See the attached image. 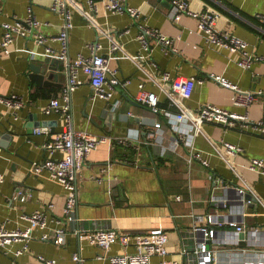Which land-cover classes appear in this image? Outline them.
Here are the masks:
<instances>
[{
	"label": "crops",
	"instance_id": "crops-1",
	"mask_svg": "<svg viewBox=\"0 0 264 264\" xmlns=\"http://www.w3.org/2000/svg\"><path fill=\"white\" fill-rule=\"evenodd\" d=\"M53 1L0 0V38L4 34L2 22L25 18L31 7L41 21L40 31L49 37L47 45L58 52L61 42L51 37L60 32L64 15L53 9ZM122 1L138 10L137 17L105 9L104 0H67L66 4L73 23L68 33V57L89 55L93 43H100L98 53H107L115 40L121 46L112 51L109 68L119 78L128 79L110 99L93 97L89 76L78 70L81 82L71 92L73 124L110 137L78 165L74 208L78 223L131 232L161 227L167 236L166 253L152 255L150 264H215L201 262L195 252L198 234L191 232L195 215L212 211L209 198L215 194L227 198L228 208L232 209L219 208V216L230 212L232 216L234 212L238 217L236 187L243 182L250 183L256 196L264 201V175L242 167V179L227 162L235 161L237 166L252 158L264 160V132L243 125L242 120H236L234 126L202 121L198 130L183 121L173 125L164 110L172 114L178 111V105L168 95L171 93L179 105L193 111L209 102L247 114L252 121L264 119V58L242 66L240 52L207 41L191 13L216 11L217 29L245 40L250 54L264 57V0H187L188 11L183 12L175 10L173 0ZM140 24L168 35L169 48L163 49L157 38L150 36L151 48L145 50L137 37ZM47 56L55 57L31 35H18L7 52L0 50V95L15 93L23 100L18 109L0 102V172L5 174V180L0 182V227H23L29 221L21 217L22 213L47 208L50 201L55 204V212L61 213L64 204L67 192L50 171H33L35 164L63 155L43 147L52 132L65 128L63 115L45 112L44 108L52 97L62 95L69 76L67 62L63 60L52 69L47 65L45 77L51 73L54 82L50 85L39 86L30 76L31 66L44 65ZM164 72L169 73L170 80L163 79ZM215 76L252 91V102L235 103L236 91ZM191 77L195 80L189 91L173 88L174 79L187 81ZM140 83L157 93L162 111L154 113L136 100ZM155 122H160L159 128ZM41 127L47 132L35 131ZM188 128L190 132H185ZM184 136H188L187 141ZM224 141L238 146V153H228ZM192 151H199L201 159L191 157ZM18 189L28 193L24 200L12 198ZM245 208L249 212L247 224L264 225L261 202L255 200ZM200 224L207 223L203 220ZM39 234L36 230L29 248L19 255L15 250L22 242L0 245V264H46L39 255L54 258L56 264H81L73 259L74 253H80L82 264H108L110 255L125 250L115 242L104 253L101 247L80 240L73 232H68L60 244L41 240ZM234 234L217 229L211 246L236 251L244 244L232 243ZM127 250L133 251V245Z\"/></svg>",
	"mask_w": 264,
	"mask_h": 264
},
{
	"label": "built area",
	"instance_id": "built-area-1",
	"mask_svg": "<svg viewBox=\"0 0 264 264\" xmlns=\"http://www.w3.org/2000/svg\"><path fill=\"white\" fill-rule=\"evenodd\" d=\"M91 2V0H89ZM173 7L177 12L188 11L187 0H173ZM67 0H54L52 3L53 9L64 15V22L60 32L55 38L61 42V49L56 52L51 46L47 45L48 36L44 35L39 27L41 21L32 12L31 7H28L27 16L23 19L16 18L12 21L2 22L4 28L3 37L0 38V50L7 52L10 44L18 35H31L33 40L44 45L45 51L58 59L65 60L68 65V80L63 88L60 97H52L48 105L44 108L45 112L56 111L64 116L65 128L60 131L52 132L43 143V147L51 152L61 151L63 155L60 157L48 158L41 163L35 164L34 172H39L43 168H47L51 175L57 179L65 188L66 194L61 213H56L54 202L50 201L47 208L36 209L30 213H22L21 217L29 221L28 225L23 227L6 228L4 224L0 227V245H9L15 241L22 242V245L15 250V254L19 255L25 252L28 248V242L35 237V231L39 230V238L41 240H52L55 243H63L68 232H73L78 235L80 240H86L89 243L98 245L104 250V253L109 249L112 243L123 245L125 250L121 253L110 255L108 264H150L152 255L165 254L167 236L161 227H152L142 232L120 231L114 228L102 227H85L79 225V218L76 216L74 208L77 203V190L75 178L77 176L78 165L84 160L85 156L100 143L110 140L105 134H95L83 128H76L73 124L71 114V92L81 80L77 73L82 69L88 76L93 89V97L98 96L105 99H110L114 91L119 86L127 84L128 79H121L116 76L115 71L109 68V60L112 56V51L120 48V44L112 40L110 49L107 53H98L101 47L100 43L90 45L91 53L84 55L79 53L74 58L68 57V33L73 26L70 12L67 9ZM104 7L113 12L126 11L137 17L138 10L126 5L122 0H104ZM197 18V29L205 35V39L212 43L222 44L231 50L239 51L241 57L239 63L248 67L254 59L264 57L253 56L247 50L245 40L231 35L227 31L217 29L214 25L218 13L214 10L207 9L200 13L191 12ZM155 37L161 43L163 49H168L171 39L168 35L161 33L158 29L140 24V33L138 39L142 47L147 50L151 48L149 37ZM110 74V75H109ZM164 80H170L168 72L163 73ZM223 85L232 88L235 92L233 101L235 103L250 104L254 98L252 91H244L237 85L215 76ZM173 80V79H172ZM195 80L194 77L187 81L182 79H174L172 81L173 88L178 91H189L191 83ZM169 97L178 105L176 113H170L169 110H164L165 114L172 119V124L177 122H185L194 129L198 130L202 121L220 123L223 126H234L236 120H242L243 125L259 129L264 132L263 117L257 121H252L247 117V114H239L229 111L228 109L215 105L213 103L202 104L196 111L183 107L177 103L174 96L170 93ZM136 100L149 107V109L157 113L162 107L159 105V97L154 91L148 90L140 83L136 92ZM0 102L18 109L22 106V98L13 93L10 95H0ZM117 103L114 104L116 107ZM155 127H160V122H155ZM190 128V127H189ZM189 128L185 132H190ZM35 131L47 132L46 128H36ZM186 134V133H185ZM183 137V136H182ZM181 137V138H182ZM188 140V136H184ZM190 143V142H189ZM225 149L228 153H238L240 148L233 143L224 141ZM191 157L201 159L199 151H192ZM206 162L205 160H202ZM232 166L236 175L243 179L241 168H249L259 174L264 175V160L252 158L241 165H235V161H228ZM5 180V174L0 172V182ZM239 194V214L235 217L234 212L228 216H219V208H228L229 200L227 198H219L212 194L209 198L210 204L213 205L212 211L206 215H195V223L192 225L191 232L198 234V241L195 252L201 262H214L215 264H264V225L262 224H247L245 217L249 214L245 209V205L251 204L255 200L262 203L255 194L252 186L248 182H243L241 186L236 187ZM253 193V195H251ZM28 195L27 192L18 189L14 192L12 198L14 200H24ZM228 210H232L230 207ZM58 215L54 216L52 213ZM206 221L207 224L201 225V221ZM50 222H54L53 227ZM217 229H222L224 232L234 231V239L232 243L244 245L234 250H226L211 246V242L216 239L215 233ZM228 243L229 240H225ZM229 244V243H228ZM133 245L134 250L128 251L127 247ZM39 258L46 264H56L54 258H46L39 255ZM73 259L83 263L80 253H74ZM162 264H169L162 262Z\"/></svg>",
	"mask_w": 264,
	"mask_h": 264
},
{
	"label": "water",
	"instance_id": "water-1",
	"mask_svg": "<svg viewBox=\"0 0 264 264\" xmlns=\"http://www.w3.org/2000/svg\"><path fill=\"white\" fill-rule=\"evenodd\" d=\"M58 63H63V60L57 59L55 57L47 56L44 65L36 64V65L31 66L32 73L30 76L35 80L36 84L39 86L40 85H50L54 82L52 81L51 73L48 74V77H45L47 65H49V68L52 69L53 65L55 64L57 65ZM52 74L56 78L57 74L55 72H53Z\"/></svg>",
	"mask_w": 264,
	"mask_h": 264
}]
</instances>
